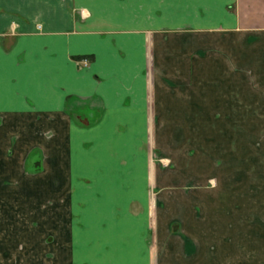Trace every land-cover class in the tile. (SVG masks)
Here are the masks:
<instances>
[{
    "label": "crops",
    "instance_id": "1",
    "mask_svg": "<svg viewBox=\"0 0 264 264\" xmlns=\"http://www.w3.org/2000/svg\"><path fill=\"white\" fill-rule=\"evenodd\" d=\"M263 99L264 0H0V264H264L151 167Z\"/></svg>",
    "mask_w": 264,
    "mask_h": 264
},
{
    "label": "rangeland",
    "instance_id": "2",
    "mask_svg": "<svg viewBox=\"0 0 264 264\" xmlns=\"http://www.w3.org/2000/svg\"><path fill=\"white\" fill-rule=\"evenodd\" d=\"M244 105L230 116L167 118L183 145L167 139L171 151L155 147L151 167L173 174L168 189L189 196L192 209L173 222L177 232L190 235L177 224L186 220L197 236L214 238L219 252L227 241L233 251L264 258V99Z\"/></svg>",
    "mask_w": 264,
    "mask_h": 264
}]
</instances>
